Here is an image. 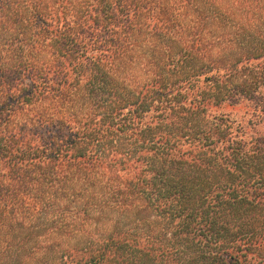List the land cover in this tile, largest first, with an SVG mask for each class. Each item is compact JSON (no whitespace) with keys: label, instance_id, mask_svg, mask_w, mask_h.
<instances>
[{"label":"trees","instance_id":"trees-1","mask_svg":"<svg viewBox=\"0 0 264 264\" xmlns=\"http://www.w3.org/2000/svg\"><path fill=\"white\" fill-rule=\"evenodd\" d=\"M262 29L264 0H0V264H264V135L211 112L264 113ZM50 186L85 192L70 246Z\"/></svg>","mask_w":264,"mask_h":264},{"label":"rangeland","instance_id":"rangeland-1","mask_svg":"<svg viewBox=\"0 0 264 264\" xmlns=\"http://www.w3.org/2000/svg\"><path fill=\"white\" fill-rule=\"evenodd\" d=\"M264 29H262L261 34L263 33ZM264 37V35H262ZM185 40L184 42H181V44H188L191 42L190 37L188 35L184 36ZM141 76H145V75H141ZM211 112L212 113H225L227 114V116L232 119L233 121V126L236 127L237 124H239L242 127V130L244 132V136L246 138H249L251 136H258V135H264V113H260L258 109H256L255 107H253V104L248 101V100H241L238 103H228V104H220L214 107H211ZM73 122H78L76 119H72ZM78 124V123H77ZM75 125V124H74ZM63 170L59 171V175L61 177L60 180L64 181L65 178L68 179H73L76 178V174L74 172H68L65 168H62ZM98 180H100L102 182V184L104 183V181L106 180L105 177L102 176H98ZM53 188H55V190H60L58 191V198L57 199V203L56 205L59 206V213L55 216V218H53V220L51 221V224L48 226L47 224H49V222L43 220L45 218V213L43 211V208L41 206L38 207V211H39V219L36 221L38 223L34 224L39 226V228H42L43 230H46L47 232V237H48V242H50V240L55 241L56 243H59L60 241L59 238L53 239L55 238V233L53 232V228L52 225L54 227H61V228H66V230H71L72 235L71 236H67V237H63L62 243L64 242V246H70L72 244L75 243V239H76V235H75V231H76V226H73L72 224V214L71 211L69 209L71 208H75L77 206V197L79 198V196H84V190L78 188L77 186H75L73 188V190H69V189H62L59 188L58 186L55 187H51L50 186V190H53ZM98 193V192H97ZM100 193V191H99ZM21 198H25V200L29 201L30 197H32L30 194L26 195H20ZM59 200V201H58ZM49 203V201H46ZM46 206V205H45ZM47 208V206L45 207ZM75 210V209H74ZM91 212V211H90ZM94 211H92L91 215L93 214ZM97 213V212H96ZM94 215V214H93ZM120 217H123L124 214H120ZM129 215L126 214L124 216V228L125 230H127V228H130L133 225L128 224V219ZM29 217L25 220V227L30 229L31 228V223L29 222ZM72 224V225H71ZM141 225V223H140ZM101 227L104 230H109L110 226L109 223H105L103 225H101V223L99 225H96ZM141 230L142 229V225H141ZM74 231V233H73ZM129 232V231H128ZM127 232V234H128ZM143 233V231H142ZM138 238H140L141 240H143L144 242L146 241L147 237L144 234H141L139 236H137ZM41 240H42V244L46 243L45 242V235L41 236ZM146 243V242H145Z\"/></svg>","mask_w":264,"mask_h":264}]
</instances>
